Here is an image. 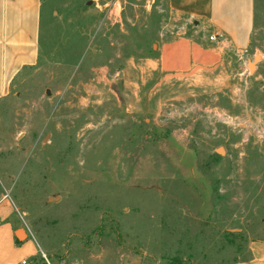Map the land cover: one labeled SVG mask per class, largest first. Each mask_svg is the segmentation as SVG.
Masks as SVG:
<instances>
[{
    "label": "rangeland",
    "instance_id": "1",
    "mask_svg": "<svg viewBox=\"0 0 264 264\" xmlns=\"http://www.w3.org/2000/svg\"><path fill=\"white\" fill-rule=\"evenodd\" d=\"M254 3L246 52L165 74L161 44L204 34L167 0H42L37 63L0 99V200L38 263L233 264L264 242Z\"/></svg>",
    "mask_w": 264,
    "mask_h": 264
},
{
    "label": "crops",
    "instance_id": "2",
    "mask_svg": "<svg viewBox=\"0 0 264 264\" xmlns=\"http://www.w3.org/2000/svg\"><path fill=\"white\" fill-rule=\"evenodd\" d=\"M167 2L172 12L186 16L204 34L198 42L180 38L161 44L154 64L165 74L204 70L219 62L225 51L242 54L249 48L255 27L254 0ZM41 14L42 0H0V99L19 72L37 63ZM210 35L215 40L209 41ZM18 229L14 211L4 197L0 200V264H39L37 243L23 229L25 239L19 241ZM245 254L233 264H264V242L249 241Z\"/></svg>",
    "mask_w": 264,
    "mask_h": 264
},
{
    "label": "water",
    "instance_id": "3",
    "mask_svg": "<svg viewBox=\"0 0 264 264\" xmlns=\"http://www.w3.org/2000/svg\"><path fill=\"white\" fill-rule=\"evenodd\" d=\"M251 66V67H250ZM249 70H252L253 69V63H250L249 64ZM46 95H49V91L46 92ZM216 153H218L219 155H222V151L221 150H216ZM25 232V231H24ZM23 230L22 229H18L16 231V238L21 241L23 239H25V234H24Z\"/></svg>",
    "mask_w": 264,
    "mask_h": 264
},
{
    "label": "built area",
    "instance_id": "4",
    "mask_svg": "<svg viewBox=\"0 0 264 264\" xmlns=\"http://www.w3.org/2000/svg\"><path fill=\"white\" fill-rule=\"evenodd\" d=\"M209 40L213 41V40H215V37H209ZM22 264H25V262H23Z\"/></svg>",
    "mask_w": 264,
    "mask_h": 264
},
{
    "label": "bare ground",
    "instance_id": "5",
    "mask_svg": "<svg viewBox=\"0 0 264 264\" xmlns=\"http://www.w3.org/2000/svg\"><path fill=\"white\" fill-rule=\"evenodd\" d=\"M249 66V65H248ZM251 67V66H250ZM253 67H254V65H253Z\"/></svg>",
    "mask_w": 264,
    "mask_h": 264
},
{
    "label": "trees",
    "instance_id": "6",
    "mask_svg": "<svg viewBox=\"0 0 264 264\" xmlns=\"http://www.w3.org/2000/svg\"><path fill=\"white\" fill-rule=\"evenodd\" d=\"M42 263V262H41ZM40 264V263H39Z\"/></svg>",
    "mask_w": 264,
    "mask_h": 264
}]
</instances>
